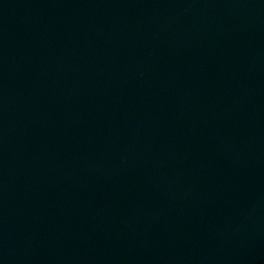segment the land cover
<instances>
[{"label": "water", "instance_id": "water-1", "mask_svg": "<svg viewBox=\"0 0 264 264\" xmlns=\"http://www.w3.org/2000/svg\"><path fill=\"white\" fill-rule=\"evenodd\" d=\"M0 264H264V0H0Z\"/></svg>", "mask_w": 264, "mask_h": 264}]
</instances>
